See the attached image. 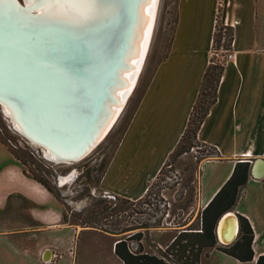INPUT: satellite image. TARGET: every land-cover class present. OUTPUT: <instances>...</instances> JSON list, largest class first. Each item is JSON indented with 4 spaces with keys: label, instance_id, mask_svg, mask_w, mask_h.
I'll list each match as a JSON object with an SVG mask.
<instances>
[{
    "label": "crops",
    "instance_id": "crops-1",
    "mask_svg": "<svg viewBox=\"0 0 264 264\" xmlns=\"http://www.w3.org/2000/svg\"><path fill=\"white\" fill-rule=\"evenodd\" d=\"M217 22L232 28L233 57L224 64L216 102L197 132V140L216 148L220 157L198 163L196 211L208 205L236 164L247 163V181L229 212L249 222L253 260L240 263L218 251L210 255L255 264L264 255V0H177L169 50L111 157L101 189L137 201L157 179L187 127L212 57ZM66 229L60 203L0 143V264H60L70 247L61 236ZM45 249L48 263L41 260Z\"/></svg>",
    "mask_w": 264,
    "mask_h": 264
},
{
    "label": "rangeland",
    "instance_id": "rangeland-1",
    "mask_svg": "<svg viewBox=\"0 0 264 264\" xmlns=\"http://www.w3.org/2000/svg\"><path fill=\"white\" fill-rule=\"evenodd\" d=\"M176 5L177 0H158L151 36L152 43L150 42L151 46H149L136 87L113 128L82 160L59 164L48 160L44 157L45 153L43 154L40 148L24 139L17 132L7 118L6 111L0 107V143L19 159L16 160L27 173L26 175L30 177L36 175L49 179L54 187L63 188L60 193L63 197L68 198L66 204L70 207V210H67L68 219L67 222H64L67 224V229L62 231L61 236L64 241H68V243L70 241V247L66 253L62 254L64 260H61L60 264H69L70 259L73 264H118V260L114 256L113 245L119 239V236L78 226L72 212L82 209L87 201L75 202L71 199L79 193H89L93 197H112L111 193L101 189V176L104 169H100L102 165L105 167L109 165L111 157L145 92L156 66L165 58L169 50L176 23ZM1 9L3 8H0V11ZM111 20V17H107L105 20L100 21L99 25L83 31L99 32L97 29H105L102 24H105V22L111 23ZM78 33L81 34L77 31ZM106 39L110 40V38ZM222 54L223 51L217 52V60L221 61ZM193 145L188 152L180 156H177V151L174 150L175 152L173 151L174 153L168 159L161 173L150 186L148 203L133 205L124 213L127 217V225L131 226H139V222L154 224L159 219L162 220L161 228L145 231L144 238L141 240L144 253L161 256L170 240L180 229L186 227H181V225L189 223L191 219L194 222L198 216L196 211L198 163L202 156L208 155L212 151L209 147H204L201 144L197 146L193 143ZM59 178H66L64 185L60 186L57 183ZM61 208L65 211L62 205ZM140 211L144 213L139 214ZM52 235H48L47 239H50ZM128 244L132 251H136L137 243L129 241ZM221 247L223 246L216 243V246L212 249L203 250L202 256H200V264H236L234 259L225 257L223 254L214 253L210 255L211 252H217V248ZM63 251H65V248H63ZM54 260L55 262L60 260L59 253H55Z\"/></svg>",
    "mask_w": 264,
    "mask_h": 264
},
{
    "label": "bare ground",
    "instance_id": "bare-ground-1",
    "mask_svg": "<svg viewBox=\"0 0 264 264\" xmlns=\"http://www.w3.org/2000/svg\"><path fill=\"white\" fill-rule=\"evenodd\" d=\"M17 1L22 4L20 0ZM23 1L24 6L35 3L38 13L41 14V19L30 22L26 18V14L14 8L10 0H0V8H3L0 11V60L6 52V48H12L16 43L18 36L16 34V26L24 25L25 30L41 24L54 26V34L52 31V33L49 32L50 35L53 34V37L49 40L51 42L49 46H52L51 51H56L48 53L49 55H45L44 59L45 62H48L53 67V70H46L42 76H46V81H50L57 86V89L51 95L57 99L54 93L58 92V100L60 102L66 101L64 109L67 111L60 113H64L63 116L67 119L71 120L74 114L69 117V114L71 115L70 110L78 109L83 100V96L78 94L81 88L84 92L90 94V97L96 94L97 81L91 76L92 67L95 69V67L101 66L103 57L108 58L110 53H113V56L118 55V57H121L124 52V67L120 66L119 60L111 65V82L107 91L115 102L109 101L107 98L103 103L109 115L106 116L105 113L101 115L103 121L101 120L98 124L101 126L96 129L97 135L89 140L92 143L89 146L90 150L99 144L108 131L113 128L114 123L136 87L149 46H151L150 42L158 0H83L76 7H57L54 11L46 10L44 0ZM134 9L135 16L132 17ZM115 12H118L117 16H115ZM107 17H111L112 20L111 23L105 22V24H102L105 29H97L99 32L76 38L71 35V30L73 33L75 31L76 33L77 31L88 33V31L83 30H89L93 26L99 25V22ZM59 27L62 33L55 34L56 29ZM106 38H111V45L113 44L111 48H102L104 47L101 46L102 41ZM58 40H61V42ZM55 41L58 43H54ZM61 104L64 105L63 102ZM0 107L6 111V113L4 112L5 114L10 115L11 119H8L17 132L24 139L40 148L47 159L55 162L71 161L61 160V156L55 154L56 152L50 150L48 146L39 144L40 142H38L36 136H31L25 130L24 125L20 122V116L19 118L16 116V112L10 108L9 104L0 101ZM17 115H19V112ZM64 117H53V119L63 121ZM50 118L52 119V117ZM80 138H77V142H79ZM75 161L77 160L72 162ZM261 165L259 163V166L263 169ZM260 171L258 170L259 173ZM237 236V218L232 212H228L219 220L218 237L220 244L231 245ZM49 257V254L45 255V258Z\"/></svg>",
    "mask_w": 264,
    "mask_h": 264
},
{
    "label": "trees",
    "instance_id": "trees-1",
    "mask_svg": "<svg viewBox=\"0 0 264 264\" xmlns=\"http://www.w3.org/2000/svg\"><path fill=\"white\" fill-rule=\"evenodd\" d=\"M232 40V28L217 22L213 35L212 57L203 75L200 92L191 111L185 132L175 149L177 156L188 152L194 146V143L197 146L201 144L204 147H209L212 151L208 155L202 156L201 160L220 157L216 148L197 140V132L209 110L216 102L217 89L224 70V64L217 60V52L230 50ZM15 159L17 158L15 157ZM107 167L108 165L106 167L101 166L100 170L104 169L101 177H103ZM248 169L249 165L247 163L236 164L232 175L224 186L198 214L194 222L188 226H186L187 224L181 225V227H186L178 231L172 241L165 247L161 256L144 253L141 240L144 238L145 231L161 228L162 220L159 219L154 224L139 222V226H131L127 225V217L124 215L125 211L129 210L131 206L148 203L151 185L144 197L137 201H131L113 194L111 198H107L93 197L89 193H79L77 196H73L71 200L75 202L87 201V203L82 209L72 213H74L73 216L78 222L77 225L81 228L94 229L119 236L113 246V252L122 264H200L203 249L216 246L215 225L220 217L231 211L235 206L240 188L247 181ZM23 172L27 174L24 170ZM31 177L46 188L65 208V211L62 210V220L67 222L66 212L70 210V207L66 204L68 198L63 197L60 193L63 188L54 187L49 179L36 175ZM138 213L143 214L144 212L140 211ZM238 220L239 232L236 240L231 245L217 248V250L240 263H248L254 257L251 248L253 230L245 218L238 216ZM129 241L137 243L136 251L130 249ZM255 264H264V255L258 256Z\"/></svg>",
    "mask_w": 264,
    "mask_h": 264
},
{
    "label": "water",
    "instance_id": "water-1",
    "mask_svg": "<svg viewBox=\"0 0 264 264\" xmlns=\"http://www.w3.org/2000/svg\"><path fill=\"white\" fill-rule=\"evenodd\" d=\"M10 1L14 5V8L26 14V18L30 22L41 19V14L38 13L35 3L24 6L23 0L21 1L23 5L17 0ZM135 9L132 17L135 16ZM117 14L118 12H115V16ZM53 27L41 24L40 26H33L31 29L25 30L24 25L16 26V34L18 35L16 43L12 48H6L5 54L0 60V101L11 106L10 108L16 112V116L18 118L20 116V122L24 125L25 130L31 136H36L38 142H40L39 144L48 146L50 150L56 152L55 154L61 156V160H71L70 162L50 161L55 163H71L74 160H82L98 145L89 150V146L92 145L89 140L97 135L96 129L101 126L98 125L102 120L101 115L103 113L106 116L109 115L103 103L107 98L109 101L115 102L108 95L107 91L111 82V65L119 60L120 66L124 67V52L121 57H118V55L113 56L114 54L110 53L108 58L103 57L101 66L95 67V69L92 67L91 76L97 81L96 94L90 97V94H87L81 88L78 94L83 96V100H80L81 103L78 109L70 110L71 115L69 114V117L74 115L69 120L63 116L64 113H60L67 111L64 109L66 101H61L64 105L61 104L60 100H58V92L54 93L57 99L51 95L57 89V86L50 81H46V76H42L46 70H53V67L44 61L45 55L48 56L50 53L56 51H51L52 46H49L51 45L49 40H51L54 34ZM68 29L71 30L70 28ZM51 31L53 34L50 35L49 32L52 33ZM61 33L60 27L56 29L55 34ZM92 33V31H88V33L81 32V34H77L71 30V35L75 38ZM61 40L58 41L61 42ZM54 43L57 44L58 42L55 41ZM112 45L111 38L110 40L106 39L102 41L101 44V46H104L102 48H111ZM108 79L110 80L109 82ZM18 112L19 115H17ZM61 116L64 117L63 121L53 119V117ZM7 118L11 119L10 115H7ZM78 137H81L79 142H77ZM87 143H89L88 146ZM261 164L263 166L262 162ZM262 175V171L257 174L258 177ZM65 182L66 178L57 179V183L60 186L64 185ZM234 216L237 218L239 230L238 217L236 214ZM220 218L214 230L216 241L219 245L229 246L230 244H220L218 237ZM46 254L50 255V250H44L43 260L45 262L50 260V257L45 258Z\"/></svg>",
    "mask_w": 264,
    "mask_h": 264
},
{
    "label": "snow or ice",
    "instance_id": "snow-or-ice-1",
    "mask_svg": "<svg viewBox=\"0 0 264 264\" xmlns=\"http://www.w3.org/2000/svg\"><path fill=\"white\" fill-rule=\"evenodd\" d=\"M46 10H55L57 7H76L83 0H44Z\"/></svg>",
    "mask_w": 264,
    "mask_h": 264
},
{
    "label": "built area",
    "instance_id": "built-area-1",
    "mask_svg": "<svg viewBox=\"0 0 264 264\" xmlns=\"http://www.w3.org/2000/svg\"><path fill=\"white\" fill-rule=\"evenodd\" d=\"M223 54H224V55L221 56V61H220V62H222L223 64L227 63V62H228L229 60H231L232 57H233V54H232L230 51H223ZM45 250H46V249H45ZM43 255H44V251L41 253V260H42L44 263H48L49 261L45 262V261L43 260Z\"/></svg>",
    "mask_w": 264,
    "mask_h": 264
}]
</instances>
